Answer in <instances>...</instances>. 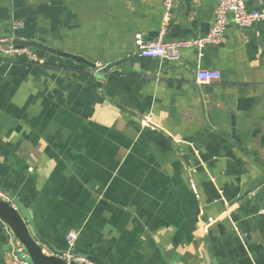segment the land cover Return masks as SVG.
I'll use <instances>...</instances> for the list:
<instances>
[{"label": "crops", "instance_id": "0c3cea01", "mask_svg": "<svg viewBox=\"0 0 264 264\" xmlns=\"http://www.w3.org/2000/svg\"><path fill=\"white\" fill-rule=\"evenodd\" d=\"M216 5L175 0L163 41L206 35ZM162 13L161 0H0V40L93 65L0 55V191L46 254L75 231L74 253L103 264H264V21L228 25L201 57L141 58L134 36L155 41ZM197 67L219 80L197 84ZM10 250L0 226V264H16Z\"/></svg>", "mask_w": 264, "mask_h": 264}, {"label": "built area", "instance_id": "2783aa9c", "mask_svg": "<svg viewBox=\"0 0 264 264\" xmlns=\"http://www.w3.org/2000/svg\"><path fill=\"white\" fill-rule=\"evenodd\" d=\"M163 6L162 25L155 41L145 42L140 33L135 34L134 42L136 46V54L141 58L156 59H177L179 50L183 48L195 49L198 57H201L202 50L205 46H219L222 42L223 35L228 25H234L241 30L248 29L257 23L264 21V10L247 11L245 0H217L214 11V21L208 33L199 38L188 40H177L164 42L163 37L167 30V23L171 17L175 0H161ZM264 2V0H262ZM14 28V27H13ZM6 40H0L3 42ZM0 55L8 60L25 59L26 62L38 64L42 60L35 54L31 53L27 47L17 48L9 45L7 48L0 47ZM220 73L214 70H204L200 67L196 68L195 81L199 85L210 84L219 80ZM140 126L155 130L156 127L151 122V113L144 115L140 119ZM0 200L11 204L7 195L0 191ZM13 206V205H12ZM211 222V219H208ZM0 226L8 236V244L13 261L16 264H31L29 260L22 254L21 247L9 233L6 225L0 220ZM77 233L69 231L65 235L66 251L57 255L67 264L73 262L75 264H96L88 259V257L74 253L73 249Z\"/></svg>", "mask_w": 264, "mask_h": 264}, {"label": "water", "instance_id": "95a60500", "mask_svg": "<svg viewBox=\"0 0 264 264\" xmlns=\"http://www.w3.org/2000/svg\"><path fill=\"white\" fill-rule=\"evenodd\" d=\"M9 45H13L17 48L27 47L31 53L35 54L41 60L49 55H56L93 67V65L81 57L52 49L38 42L17 39H7L6 41L0 42V47L2 48H7ZM0 220L6 225L9 233L21 247L22 254L31 264H67L63 259L57 256L61 254L57 251H53V254L44 253L38 241L31 235L19 211L13 207L12 204L2 200H0ZM88 259L96 264H103L98 259L91 257H88ZM69 264L75 263L71 262Z\"/></svg>", "mask_w": 264, "mask_h": 264}]
</instances>
